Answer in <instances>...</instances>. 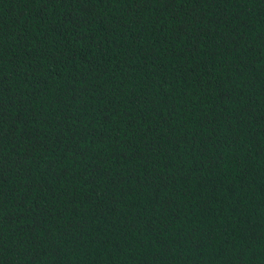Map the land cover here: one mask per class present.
<instances>
[{
    "label": "trees",
    "instance_id": "obj_1",
    "mask_svg": "<svg viewBox=\"0 0 264 264\" xmlns=\"http://www.w3.org/2000/svg\"><path fill=\"white\" fill-rule=\"evenodd\" d=\"M0 264H264V0H0Z\"/></svg>",
    "mask_w": 264,
    "mask_h": 264
}]
</instances>
